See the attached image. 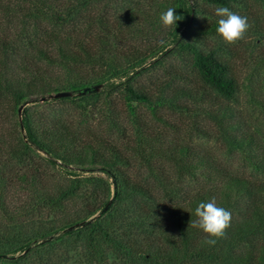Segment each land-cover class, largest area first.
I'll return each mask as SVG.
<instances>
[{"label": "trees", "instance_id": "16d2710c", "mask_svg": "<svg viewBox=\"0 0 264 264\" xmlns=\"http://www.w3.org/2000/svg\"><path fill=\"white\" fill-rule=\"evenodd\" d=\"M200 1L207 7L198 0L9 2L7 12L26 19L19 35L0 31V264H25L30 254L31 264H264V129L257 125L264 0ZM170 7L179 20L165 27L160 17ZM218 7L247 17L255 55L244 75L218 36ZM175 52L189 58L200 82L175 68L154 80L156 90L131 81ZM59 92L71 94L44 99ZM55 103L65 107L34 110ZM146 109L152 118L163 120L157 111L166 109L211 126L263 176L238 174L172 139ZM47 165L62 182L49 178ZM213 198L232 220L210 246L193 221L196 207Z\"/></svg>", "mask_w": 264, "mask_h": 264}, {"label": "rangeland", "instance_id": "374dc122", "mask_svg": "<svg viewBox=\"0 0 264 264\" xmlns=\"http://www.w3.org/2000/svg\"><path fill=\"white\" fill-rule=\"evenodd\" d=\"M9 2L13 4L16 3V0H0V31L6 30L12 35H19L20 33H22L21 32L22 30L19 29L18 26L21 23V19L22 18L26 19V18L25 15H21V13H18V15H12L9 12H7V10L13 8L11 5H9ZM5 3H7L8 6L5 5ZM198 4L207 7L200 0H198ZM199 21H202V19L200 18ZM29 23L30 22L27 21L26 24L28 25ZM37 26L39 28L44 27V24L43 25L38 24ZM27 27L30 28L31 23ZM39 33L40 30H38V35ZM218 36L220 37L221 35ZM249 36H250L249 33H246L244 39H242L236 44L229 45L231 50L229 61L231 66H233V68L236 70L238 75L243 74L244 68L248 66L249 62L253 60V56L255 55V51H254L255 46L253 45L254 43ZM39 37L37 38L39 44L40 43L44 44L43 39L40 40ZM214 39L215 37L213 38V40ZM260 49L264 50V46ZM169 68H175V70L183 74V76L190 77L192 80L200 82L199 78L196 75V72L191 67L189 58L186 55L181 57V55L176 52L175 54L172 53L167 54L164 58L163 65L160 66L158 70L146 72L140 76H136L131 81L132 82L135 81L139 85H142L147 89H150V91L156 90V88L154 87L155 86L154 80L160 78V81H164V79L167 77L165 71L169 70ZM175 82L179 84L182 83L181 79L179 78H175ZM50 97L51 95L45 96L44 99H49ZM43 100H41L38 104H42L41 102H43ZM120 103L119 106L121 107L120 109L121 118L128 127L129 126V123L127 122L128 118L126 113H124V106L121 105ZM37 105H35L34 110L43 111L47 113L56 112V110H59L60 112L65 107L63 104L60 103L59 104L55 103L54 105L40 106V107ZM144 112L145 114L148 115L147 117L150 118V121L154 126H158V127L163 126V128L166 130V132L169 133L172 139L185 140L191 142L193 145L198 146V149L201 152L208 153L217 162H219L220 164L226 166L228 169L238 174H242L248 177L263 176V174H256L252 168L246 165V163L237 153H232L228 151L227 148L216 138L215 133L211 130V126L205 125L206 127L205 129L201 126L200 122L193 121L191 118L179 113H175L171 110L161 109L157 111V116L163 118V120H160L159 118H155V117L152 118V115L150 114L148 109H146ZM257 125L261 126L264 129V119L261 118V121H259ZM6 126L8 127V124ZM206 130H208L209 132L208 134L205 133ZM46 171L49 175V178L55 183L63 181V176L60 170H58L57 168H53L47 165ZM44 247H42L43 250L45 249ZM35 260H36L35 254H30V256L26 258V260L23 262L25 264H31Z\"/></svg>", "mask_w": 264, "mask_h": 264}, {"label": "clouds", "instance_id": "9594fccd", "mask_svg": "<svg viewBox=\"0 0 264 264\" xmlns=\"http://www.w3.org/2000/svg\"><path fill=\"white\" fill-rule=\"evenodd\" d=\"M215 13L220 17L217 32L226 44H236L244 39L250 28L247 17L231 11L228 7H218ZM160 19L165 27H172L177 24L179 16L175 9L170 7L161 14ZM195 214L198 219L193 221V226L199 227L208 234L209 238L205 241L208 245L214 246L219 239L226 236L232 214L229 210L218 206L215 198L207 203H200L195 209Z\"/></svg>", "mask_w": 264, "mask_h": 264}, {"label": "water", "instance_id": "95a60500", "mask_svg": "<svg viewBox=\"0 0 264 264\" xmlns=\"http://www.w3.org/2000/svg\"><path fill=\"white\" fill-rule=\"evenodd\" d=\"M100 86H92V87H86L83 88L82 90L79 91V93H85V92H91V91H97L99 89ZM70 92H59V93H55L53 95H51V97H58V96H63V95H70ZM23 106H20L19 108V120H21V110H22ZM113 192L112 195L115 194V184H113ZM110 202L107 204V206L105 207V209L109 206Z\"/></svg>", "mask_w": 264, "mask_h": 264}]
</instances>
